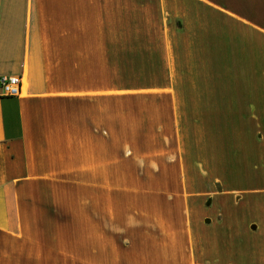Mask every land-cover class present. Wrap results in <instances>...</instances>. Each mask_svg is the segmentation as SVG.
Instances as JSON below:
<instances>
[{
	"label": "crops",
	"instance_id": "1",
	"mask_svg": "<svg viewBox=\"0 0 264 264\" xmlns=\"http://www.w3.org/2000/svg\"><path fill=\"white\" fill-rule=\"evenodd\" d=\"M262 25L218 0H0V78L23 79L0 85V264H87L88 234L95 264H264Z\"/></svg>",
	"mask_w": 264,
	"mask_h": 264
},
{
	"label": "rangeland",
	"instance_id": "2",
	"mask_svg": "<svg viewBox=\"0 0 264 264\" xmlns=\"http://www.w3.org/2000/svg\"><path fill=\"white\" fill-rule=\"evenodd\" d=\"M220 5H224L230 8H236V10H238V12H240V15L244 16L245 18H247L250 21L256 22L258 24H263L262 26H264V13L263 11H259L258 10V4L259 2H257L256 0H218ZM233 161H234V166L237 169H239V171L241 170L242 166V160H243V156L242 155H235L233 156ZM261 176H262V181H264V152L262 155V163H261ZM110 240V235L108 234H104L103 235V242H104V248L106 246V243H108ZM94 235L92 234H88L87 235V249H86V253H87V264H95L94 261ZM105 252V249H104ZM248 260H250L249 256L246 255L245 257V262L248 263ZM105 264V261H104Z\"/></svg>",
	"mask_w": 264,
	"mask_h": 264
},
{
	"label": "built area",
	"instance_id": "3",
	"mask_svg": "<svg viewBox=\"0 0 264 264\" xmlns=\"http://www.w3.org/2000/svg\"><path fill=\"white\" fill-rule=\"evenodd\" d=\"M0 85L6 95L20 96L23 91V79L21 75H9L0 78Z\"/></svg>",
	"mask_w": 264,
	"mask_h": 264
}]
</instances>
